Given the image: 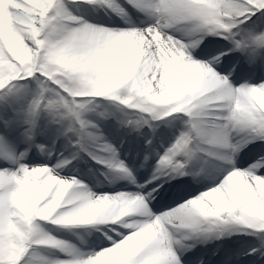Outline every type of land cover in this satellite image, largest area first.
Masks as SVG:
<instances>
[{
  "label": "snow or ice",
  "instance_id": "6c2138e0",
  "mask_svg": "<svg viewBox=\"0 0 264 264\" xmlns=\"http://www.w3.org/2000/svg\"><path fill=\"white\" fill-rule=\"evenodd\" d=\"M83 2L119 26L75 15L76 0H0V264H237L225 237L241 232L259 234L251 253L264 256V0ZM98 100L130 110L119 123L147 137L138 165L87 117ZM43 117L135 191L95 193L59 174L68 158L32 163L33 146L52 155L36 143ZM205 158L216 169L195 171ZM44 224L102 226L99 250ZM213 240L224 243L197 247Z\"/></svg>",
  "mask_w": 264,
  "mask_h": 264
},
{
  "label": "rangeland",
  "instance_id": "374dc122",
  "mask_svg": "<svg viewBox=\"0 0 264 264\" xmlns=\"http://www.w3.org/2000/svg\"><path fill=\"white\" fill-rule=\"evenodd\" d=\"M83 4H86V3L83 2V0H76V4H74L72 6V8H71L72 11H75V10L78 11V12H73L75 15L80 16V12H82V10H84V11L88 10L90 13L93 12V15L97 16V17L99 15H102V14L109 15L108 13H106V9L94 8L93 6L88 5V4H87V6H84ZM129 11L132 13L133 10H129ZM82 17L83 18H88V15H86V16L83 15ZM111 18L113 20H115L113 15L111 16ZM249 23H251V22H249ZM255 30L256 31H261V30H264V29H261L260 27H256ZM100 101L101 102L100 103H96V106H94V107H97V104H101V105H98V106L103 107V109H99L100 107H97L92 112H89V113L86 114L87 117L89 119L93 120L94 122L98 123V122H101V121H106V120L111 119L110 121L115 123V122H119L120 120H124L126 117L124 118L123 116H126L125 115L126 113L130 114V110L126 109L124 106H118L115 102H110V101H107V100H100ZM105 111H108L109 113H112L114 115L109 116L108 119H102L99 116V113L105 112ZM179 123H180V121H177L175 123V128L172 129L173 133H175ZM41 125H42V128L46 125L49 130H48V132L46 134L37 135L36 143L45 144L47 146V148L52 152V155H51V157H49L47 155V153L41 154L39 152V150L35 146H33L31 148V150L34 153L33 160L38 159V160H44L45 162H47V161L52 162V161L55 160L57 162L58 159L68 158L67 157V152L64 153L66 150H69V153H73V154L77 153V149L74 148L72 146V144L69 142V137L71 136V134H69V137H66L64 135H60L57 132L58 126L57 125L48 124L47 123V117H43L42 118ZM147 130L148 129L145 128L143 130L144 133L147 132ZM129 136L130 135H127L126 138H128ZM137 136L138 137H142L140 134H138ZM172 137L173 136L170 134L169 136L164 138L163 144L171 141ZM142 138H145V136L142 137ZM157 138H159V137H157ZM59 140H60V142H59ZM114 141L115 140L113 138H109L108 139V142H110L112 144H114L113 143ZM55 145L56 146L58 145V149H56ZM155 146L157 147L156 144H155ZM24 147H25V145L22 144L21 145V150H23ZM206 160H208L207 164L210 166L208 171H212L213 168H216V165L214 167V163L211 160V158H205L204 161H206ZM82 164H83V162H82ZM3 166H5L4 162L0 161V167H3ZM73 166H74V164H68L67 166H65V169H71ZM81 166L82 165H80V167ZM93 167L97 171V168H95V166H93ZM90 168H92V166L89 164V161H86L85 169H90ZM62 169H64V168H62ZM105 170L107 171L108 169L106 167H103V168L100 169L101 172H104ZM96 171H94L95 172V176L98 177L99 173H97ZM114 175H115V173H111V174L104 173V174H102V178H101V182H100L101 186H106V185L111 186L115 182H125L123 180H114L113 179ZM207 182L208 181H206L205 183H207ZM43 226L45 227L46 230L51 232V234L54 235V236H56L57 233H60V234L64 235L63 238H59V239L69 241L70 243L78 246L79 248L81 247L80 241L85 242L87 240V238L91 239V237L93 238V242H91L90 245L91 246L99 245V238L100 237L97 236V234H100V236L103 234L101 230H98L95 227L94 228H90V227H88V228H86V227H82V228L78 227V228H76V226H74L72 228H61V227L54 226V225H51V224H44ZM99 227H100L99 229H102V226H99ZM84 229L87 230V232H83Z\"/></svg>",
  "mask_w": 264,
  "mask_h": 264
},
{
  "label": "bare ground",
  "instance_id": "6f19581e",
  "mask_svg": "<svg viewBox=\"0 0 264 264\" xmlns=\"http://www.w3.org/2000/svg\"><path fill=\"white\" fill-rule=\"evenodd\" d=\"M118 2L121 4H124V0H118ZM83 5L87 6V4H83ZM129 10H130V8H129ZM72 12H78V11L75 10ZM106 13H108L109 15L103 14V15H100L97 17V16L93 15V12L90 13L88 10H85V11L82 10V12H80V16L88 15V18H84V19L87 21L89 20L92 23L99 24L97 21H104V23L107 24L109 27L119 26V25H116L114 23L115 21L119 20V17H117L114 13H112L108 9H106ZM112 15L114 17H117V20H113L111 18ZM133 20L136 21L137 23H140V22L145 20V17L142 14L135 12V15H133ZM120 23L122 24L123 21H120ZM100 102L101 101L98 100L96 103H100ZM98 105H101V104H97V107H100ZM97 107H94V109ZM99 109H103V107H100ZM123 117L124 118L126 117L124 120H126L128 118L127 115L123 116ZM98 124H99L100 128L102 129L103 134H104L105 138L107 139V141L109 138H112V137L115 139H119L120 137H122V139H120V141H122V140H125V137L130 134L128 140H126V142H125V144H130L129 142L131 141L133 135L136 134V132L132 131L131 128L125 127L119 122L112 123L110 120H108V121L99 122ZM162 127H163V124H162ZM146 133L150 135V133H148V132H146ZM157 139H159V141H157ZM157 139L155 140L156 144L160 145L161 140H160V138H157ZM142 142H143V140H142ZM142 142H138V143L141 144ZM81 156H83V158L85 160L89 159V156L88 155L86 156V154L83 152L82 155H80V154L78 155L79 158L78 157H76L75 159L71 158V160H72L71 163L75 164V168H73L71 170H65V171L57 170L59 172V174L61 176H64V177H76L77 179H80L89 187V189L91 191H93L95 193H114V192H118V191H128V190L135 191V188L131 185H128L127 188H123L122 190L118 189L119 184L104 187L103 188L104 190L101 187H99L98 185H95L96 182H99V180H97L93 176L92 170H83V168L79 167V165L82 163L81 162ZM84 159H83V164L85 162ZM34 163H42V162H34ZM83 164H82V167H84ZM115 187H117V188H115ZM90 226H92V225H90ZM92 227H95L97 229L100 228L99 226H92ZM56 236L58 238L64 237V235H62L60 233H57ZM97 236L101 237L102 235L100 236V234H97ZM255 236H256V234L254 235V234L241 232V233H237V234L225 237V240H228V241H234L235 242L236 239L239 240V241L236 240V242H235L238 245V247L236 248L237 251L233 254V260L234 261H235V256H249V258H253L256 253H259V251H257L256 253H251V250L253 248H256V249L261 248L260 245L259 246H252L257 241V239H255ZM88 242L89 241H86V243L82 242V244L84 245L81 248L82 251L91 252V251H98L99 250L98 245L91 246L90 243H88ZM223 243H224L223 240H213V241H210L208 244L198 245L197 247H199V248L206 247V248L210 249L215 244L222 245ZM249 253H251V255H249ZM260 259H262V261L260 260L261 262L260 261L259 262L254 261L253 264H264V256L260 257Z\"/></svg>",
  "mask_w": 264,
  "mask_h": 264
}]
</instances>
